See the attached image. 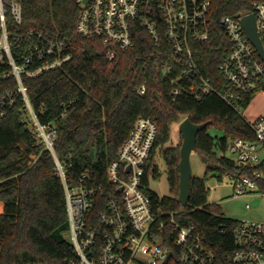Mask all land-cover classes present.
I'll return each mask as SVG.
<instances>
[{
  "label": "trees",
  "instance_id": "trees-1",
  "mask_svg": "<svg viewBox=\"0 0 264 264\" xmlns=\"http://www.w3.org/2000/svg\"><path fill=\"white\" fill-rule=\"evenodd\" d=\"M23 8L22 30L49 33L51 38L68 42L73 53L72 60L62 67L25 79L40 122L56 132L54 151L69 186H76L86 172L97 183H105L108 165L118 158L120 146L139 117L153 118L158 125L147 166V173L151 168L155 179L160 175L159 150L170 142L173 125L185 118L195 124L212 122L197 137V154L206 165V175L217 173L221 180L225 173L240 171L222 154L229 139L255 141L242 115L216 93L200 100L186 94L173 99L171 80L191 70L187 55L175 56L166 42L155 47L146 31L135 25V46L119 50L110 61L100 42L77 34L79 8L74 0H26ZM248 9L246 0L217 1L219 17ZM223 40L224 35L218 34L210 45H193L195 70L184 76L183 84L200 86L201 80L207 79L215 89L224 86L218 69ZM252 100L251 95L244 97L240 102L243 110ZM23 119L19 104L0 127L1 262L63 264L73 258L74 251L66 238L69 222L63 180L52 152L26 129ZM162 158L172 195L160 197L151 191L154 204L184 212L179 219L185 225L195 224L210 248L220 252L230 249L238 221L208 203L206 178H192L191 197L183 207L179 201L180 145L163 150ZM99 211L98 207L95 212ZM222 229L228 232L226 237Z\"/></svg>",
  "mask_w": 264,
  "mask_h": 264
},
{
  "label": "built area",
  "instance_id": "built-area-1",
  "mask_svg": "<svg viewBox=\"0 0 264 264\" xmlns=\"http://www.w3.org/2000/svg\"><path fill=\"white\" fill-rule=\"evenodd\" d=\"M25 1L0 0V127L10 110L22 104L26 129L55 157L65 188L69 242L74 250L73 258L63 264H264V221L237 220L230 249L220 252L203 242L195 224L185 225L179 219L184 212L154 204L149 194L152 169L147 173L158 137L153 118L137 119L118 158L108 165L105 183H97L86 172L76 186L67 184L54 151L56 132L40 122L25 79L62 67L73 53L68 42L51 38L49 33L22 30ZM217 1L74 0L79 8L76 32L85 40L100 42L112 61L119 50L135 46L137 25L155 47L166 42L175 56L189 58L191 70L171 80L174 100L183 94L200 100L216 93L241 114L244 97L264 94V60L243 25L247 16L255 17L264 48V0H246L248 10L220 17ZM218 34L224 35L218 67L224 86L215 89L207 79L200 86H186L184 76L192 74L196 65L193 45H210ZM246 121L255 141L229 139L222 154L240 170L225 173L221 179L231 181L233 199L264 196V113ZM211 189L206 184L208 194ZM246 208L251 207L247 204ZM221 233L226 237L228 232L222 229ZM1 254L0 242L3 264Z\"/></svg>",
  "mask_w": 264,
  "mask_h": 264
},
{
  "label": "rangeland",
  "instance_id": "rangeland-1",
  "mask_svg": "<svg viewBox=\"0 0 264 264\" xmlns=\"http://www.w3.org/2000/svg\"><path fill=\"white\" fill-rule=\"evenodd\" d=\"M262 113H264V94L258 93L249 107L244 110L241 115L245 120L252 121ZM185 119H181L180 122L173 125L170 142L159 150V155L156 157V162L159 166V177L155 179L152 174L150 175V189L156 192L160 197H171L172 195L168 182V171L162 158V152L169 147H177L179 145L181 150L183 138L179 132V125ZM211 133L216 135L214 130H212ZM34 161H36V158ZM191 165L192 177L199 179L206 178L208 188H212L208 194V203L218 208L223 215L234 220L264 219V196L233 199L232 189L228 186L231 184V181L229 179L220 181L217 178V173H209L206 175V165L201 161L197 152L193 153L191 156ZM247 204L250 205V209L246 208ZM3 207L4 203L0 202V211ZM66 238L69 239V235H66Z\"/></svg>",
  "mask_w": 264,
  "mask_h": 264
},
{
  "label": "water",
  "instance_id": "water-1",
  "mask_svg": "<svg viewBox=\"0 0 264 264\" xmlns=\"http://www.w3.org/2000/svg\"><path fill=\"white\" fill-rule=\"evenodd\" d=\"M243 25L247 32L248 38L256 46L260 56L264 60V48L259 38L256 29V20L253 15L247 16L243 20ZM212 122L203 124H195L190 118H186L179 125V132L183 138L182 147L180 150L179 162V201L183 207H186L191 197V180H192V165L191 156L197 152V137L200 132L206 129Z\"/></svg>",
  "mask_w": 264,
  "mask_h": 264
},
{
  "label": "crops",
  "instance_id": "crops-1",
  "mask_svg": "<svg viewBox=\"0 0 264 264\" xmlns=\"http://www.w3.org/2000/svg\"><path fill=\"white\" fill-rule=\"evenodd\" d=\"M258 221H264V219H262V220H258Z\"/></svg>",
  "mask_w": 264,
  "mask_h": 264
}]
</instances>
